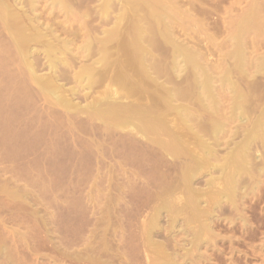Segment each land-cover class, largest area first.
<instances>
[{
    "label": "rangeland",
    "instance_id": "1",
    "mask_svg": "<svg viewBox=\"0 0 264 264\" xmlns=\"http://www.w3.org/2000/svg\"><path fill=\"white\" fill-rule=\"evenodd\" d=\"M0 264H264V0H0Z\"/></svg>",
    "mask_w": 264,
    "mask_h": 264
},
{
    "label": "bare ground",
    "instance_id": "2",
    "mask_svg": "<svg viewBox=\"0 0 264 264\" xmlns=\"http://www.w3.org/2000/svg\"><path fill=\"white\" fill-rule=\"evenodd\" d=\"M57 1H58V0H57ZM59 2H60V1H59ZM61 2H62V1H61ZM108 3H109V2H108ZM27 17H28V16H27ZM29 17H30V16H29ZM29 17H28V18H29ZM101 17H102V16H101ZM28 18H26V19L29 20ZM36 18H38V17H36ZM33 19H35V18H33V17L30 18V21H32ZM18 21H19V20H18ZM36 21L38 22V20H36ZM19 22H20V21H19ZM22 22H23V21H22ZM34 22H35V21H34ZM23 23H24V22H23ZM23 23H22V24H23ZM25 23H27V21H25ZM30 23H32V22H30ZM30 23H29V24H30ZM27 24H28V23H27ZM39 24H40V23H39ZM39 24H38V25H39ZM25 25H26V24H24L23 26H25ZM35 25L37 26V24H35ZM23 26H21V24L19 23V27H23ZM27 26H28V25H26V27H27ZM30 26H32V27H34V28L36 29V27L34 26V23H33V25L31 24ZM42 26H43V25H42ZM26 27H25V28H26ZM25 28H24V30L22 29V31L25 32ZM38 28H39V26H38ZM43 28H45V27L43 26ZM43 28L41 27L40 29L43 30ZM27 29H29V26L27 27ZM30 29L32 30V31H30V32H33V31L35 30V29H32V28H30ZM48 29H49V28H48ZM20 30H21V29H20ZM20 30H18V32H19ZM53 30H54V29H50L49 32H48V31H44V30H43V31H41V30H38V31L35 30V31H34L35 33H34V34L31 33V34H24V35H23V34H19V33L22 32V31H20L19 33L17 32V33L19 34V37H21V36L23 35L24 38H25L29 43H33L34 41H36L35 44H37V46H41V47H42V46H45V48L47 47L48 50H46V54H48L47 56H49L48 59H49V62H50V65H49V66H50V67H49L50 69H52V68L55 66V64H56L59 60H62V59H60V58H62L61 56H60V58H59L58 53L61 54V52H62V55H63L65 49H66V51H67V50H69L68 48H70V47L72 46V45H71V46L69 47V44H70V43H69V44L67 43L68 40L65 41L64 39H62V40H63V42H62V41L59 39V35L56 33V34L58 35V41L62 42L63 45H62L60 42H58V44L60 43L61 46H63L62 48L64 49V50L61 49V48H60V45H59L58 48L61 49V50H63V51L58 50V49H56V50H58L59 52L56 51V50L54 49V47H56L54 43L56 42L55 38L57 39V36H54V34H55L54 32H56V30H55L54 32H53ZM24 32H22V33H24ZM26 33H28L27 30H26ZM49 33H50V35H49ZM108 35H109V36H108ZM111 35H112V34L109 32V33L107 34V37H108L109 39H111V38H112V37L110 38ZM22 38H23V37H21V40H22L23 43H19V42H18V41L20 40V38H18L19 40L16 38V41L18 40V41H17L18 45H22V44H23V45H22V49H25L26 51H24V52H27V49H28V47H29L30 44H27V42H26V44L28 45V46H26L27 49H26V48H23V47H25V46H24V44H25V41H24V40H25V39L23 40ZM54 40H55V42H54ZM107 40H108V39H107ZM86 41H87V40H86ZM20 42H21V41H20ZM15 43H16V42H15ZM56 43H57V42H56ZM102 43H104V42L102 41ZM105 43H106V42H105ZM26 44H25V45H26ZM71 44H72V43H71ZM101 45H102V44H101ZM103 45H105V44H103ZM18 47H19V49L21 48V46H18ZM31 47H32V46H31ZM84 47H85V46H84ZM86 47H87V46H86ZM71 48H72V47H71ZM71 48H70V49H71ZM22 49H20V50H21V51H20L21 53H23V52H22V51H23ZM29 49H30V47H29ZM29 49H28V50H29ZM88 49H89V47H88ZM85 50H86V49H85ZM47 51H48V53H47ZM54 51H56V52H58V53H56V55H55V54H54ZM66 51H65V52H66ZM70 51H71V50H70ZM70 51H69V52H70ZM88 51H89V50H88ZM29 52H30V51H29ZM29 52H27V53H29ZM21 53H19V54H21ZM27 53H24L23 55H28ZM67 53H68V51H67ZM70 53H72V52H70ZM29 54H30V53H29ZM64 54H65V53H64ZM177 54H178V53H177ZM21 55H22V54H21ZM23 55H22V56H23ZM65 57H66V56H65ZM24 58H25V57H24ZM22 59H23V58H22ZM64 60H65V59H64ZM60 62H61V61H60ZM62 63H63V62H62ZM57 65H58V64H57ZM57 65H56V66H57ZM27 66H28V65H27ZM30 66H32V65L30 64ZM102 66H103V65H102ZM28 67H29V66H28ZM54 69H55V67H54ZM53 71H54V70H53ZM31 72H33V71H31ZM33 73H34V72H33ZM33 73H32V74H33ZM51 75H52V74H51ZM48 76H49V75H48ZM87 76H89V75H87ZM87 76H86V84H85L84 86H82V88H84V89H88V90H89V89L92 88V86H93V84H94V83H92V82H93V81H96V80H95V79L93 80L92 78L87 77ZM54 77H55V76H54ZM73 78L76 80V82H77V81H79V82H83V79H85V78H79V77H77V78H76V77H73ZM47 79H48V80H47ZM47 79H45V80H46V82L48 81L50 85L47 83L46 85L49 86V88L46 87V85H45V87L49 89V93L52 94L56 99H57V98L59 99V96H61L60 98H61V99L63 98L64 100L66 99L65 102L68 103V106H71V102L68 101L67 98H66V95H64L65 93L60 92L61 95H58V93H59V91L61 90V88H60V90H59V88H58L59 86H56L53 77H49V78H47ZM45 80H44L43 82H45ZM204 81H205V80H204ZM46 82H45V83H46ZM206 82H207V81H206ZM202 84H203V83H202ZM203 85H204V84H203ZM202 87H203V86H202ZM202 87H201V88H202ZM62 90H64V89H62ZM57 91H58V92H57ZM76 92H77L76 89H73V90L71 91L72 94H75ZM208 96H209V95H208ZM208 96H207V97H208ZM204 99L206 100V97H204ZM204 99L202 98V100H201V99H200V100L203 101ZM208 99H209V97H208ZM64 100H62V102H63ZM99 100H100V99H99ZM101 100H102V99H101ZM236 100H237V99H236ZM57 101H58V100H57ZM59 101H60V100H59ZM210 101H212V100L210 99ZM104 102L107 103V100H104ZM104 102H103V103H104ZM108 102H109V101H108ZM168 102H169V101H168ZM67 103H66V104H67ZM103 103H102V101H98V100H96L95 102L88 103V104H89V105H87L88 107H87V106H85V107H86L87 109H91V110H92L93 108H97V107H98V111H99V105H102ZM109 103H110V102H109ZM113 103H114V102H113ZM113 103L111 102V104H113ZM203 103H204V102H203ZM109 105H110V104H109ZM165 105H166V104H165ZM170 105H171V104H170ZM170 105H169V107H170ZM233 106H234V105H233ZM235 106L237 107V105H235ZM169 107H168V108H169ZM206 108H207V107H206ZM83 109H85V108H83ZM232 109H234V107H232ZM236 109H237V108H236ZM236 109H235V110H236ZM137 110H138V109H137ZM169 110H170V109H169ZM174 110H175V109H174ZM181 110H182V109H181ZM139 111H140V110H139ZM179 111H180V109L177 110V113H178ZM89 112H90L89 114H91L92 111H89ZM101 112H102V111H101ZM143 112H144V111H143ZM182 112H183V111H181V113H182ZM236 112H237V110H236ZM99 113H100V112H99ZM99 113H98V114H99ZM234 113H235V112H234ZM103 114H104V112H103ZM103 114H102V115H103ZM120 114H121V113H120ZM136 114H137V113H136ZM146 114H147V113H146ZM146 114H144V116H146ZM235 114H236V113H235ZM92 115H94V113L91 114V116H92ZM100 115H101V113H100ZM112 115L114 116V114H112ZM115 115H116V113H115ZM124 115H126V114H124ZM124 115H123V116H124ZM127 115H130V114H127ZM139 115H140V114H139ZM141 115H143V114H141ZM141 115L138 116V117H141ZM158 115H159V116L157 117L158 120L156 121L155 119H153V120L155 121V123H154V121H152V123H151L152 118L149 119V122H150L152 125L149 124V122H148L149 125L146 123L147 125H146L144 128H143V127L141 128V129H144V130H142V131L145 132V128L151 125L150 127H152V128L149 127V128H148L149 130H148L147 128H146V129H147L148 131H150V132H153L152 129H153V127L155 126V125L153 126V124H156V126H157V125H160V126H161V124H166V123H162V122H165V121H162V120L160 119V117H162V115H161V116H160V114H158ZM95 116H97V115L95 114ZM98 116H99V115H98ZM123 116H122V118L124 119ZM163 116H164V114H163ZM116 117H117V116H116ZM119 117H120V115H119ZM129 117H130V116H127V118H129ZM131 117H132V116H131ZM138 117H134V118H138ZM125 118H126V117H125ZM134 118L132 117V118H129V119L132 120V119H134ZM141 118H142V117H141ZM143 118H146V117H143ZM163 118H165V117H162V119H163ZM129 119H127V120H129ZM127 120H126V121H127ZM134 120H135V119H134ZM136 120H137V122H138V119H136ZM142 120H144V119H142ZM146 120H147V119H146ZM163 120H164V119H163ZM166 120H167V119H166ZM124 121H125V119H124ZM158 121H161V122H159V123L157 124ZM213 121H214V120H213ZM133 122H134V121H133ZM135 122H136V121H135ZM214 122H215V121H214ZM214 122H213V123H214ZM216 122H217V120H216ZM216 122L213 124L214 126H213L212 130H211L210 128L208 129V130L212 131L213 134H216L218 131H220V130H217V129L220 128V126L218 125L219 128H217L216 125H217L218 123H216ZM140 123H142V122H140ZM140 123H138V124H140ZM221 123H222V122H221ZM129 124H131V126L133 125V127H134V125L137 126L136 124H132V123H130V121H129ZM167 124H168V123H167ZM215 124H216V125H215ZM222 125H223V124H222ZM142 126H143V123H142ZM160 126H159V127H160ZM163 126H164V125H163ZM223 126H224V125H223ZM157 127H158V126H157ZM159 127H158V128H159ZM165 127H166V126H164V128H165ZM210 127H211V126H210ZM134 128H136V127H134ZM160 128H163V127L161 126ZM223 128H224V127H223ZM154 129H155V127H154ZM156 130H157V129H156ZM159 130H160V129H159ZM163 130H164V129H163ZM171 130H172V129H171ZM208 130H207L206 132H208ZM148 131H147V132H148ZM167 131H169V130L167 129ZM210 131H209V132H210ZM216 131H217V132H216ZM223 131H224V130H223ZM157 132H159V131L157 130ZM161 132H162V131H161ZM209 132H208V133H209ZM130 133H132V131H131ZM155 133H156V132H155ZM164 133H166V132H163L162 134H164ZM169 133L171 134V132H169ZM210 133H211V132H210ZM212 133L209 134V135L212 136ZM174 134H175V133H174ZM220 134H221V133H219V135H220ZM166 135H169V134H166ZM157 136H158V135H157ZM169 136H171V135H169ZM169 136H168V137H169ZM220 136H221V135H220ZM160 137H161V133H160ZM171 137H172V136H171ZM174 137H175V136H174ZM245 137H246V136H245ZM161 138H162V137H161ZM163 138H164V136H163ZM175 138H177V137H175ZM217 138H218V137H217ZM173 139H174V138H173ZM173 139H172V140H173ZM161 140H163V139H161ZM164 140H165V139H164ZM174 140H175V139H174ZM213 140H214V139H213ZM218 140H219V138H218ZM178 141H180V140H178ZM158 142L161 143L162 141H159V140H158ZM167 142L170 143V140H169V141L167 140ZM172 142H173V141H172ZM174 143H175V142H174ZM178 143H179V142H178ZM206 143H207V142H206ZM157 144H159V143H157ZM157 144H154V145H157ZM172 144H173V143H172ZM176 144H177V143H176ZM200 144H202V143H200ZM208 144H209V143H207V145L204 144V141H203V144H202V146H203V149H202V150H203V153H202L200 156H199V155L197 156V153H198V152L195 153V155H194L193 152H195V151H193V150L190 151V149H191L190 147L186 148V150H187V151H186V150L182 149V148H183V145H182V144H181L182 146L180 145L182 148H179V149H182V151H183V150L186 151L187 154L190 155V157H189L188 160H190V162H191V160L193 159L192 161H195V163L197 164L196 167H195L196 170H195L194 167H193V169H194L195 171L200 170V169H198V168L204 166V164H205L206 162H208L209 159H212L211 157H214V156L216 157V153L214 152V149H213L214 147L212 146V147H213V148H212V147L209 146ZM164 145H165V143H164ZM184 145H185V144H184ZM210 145H211V144H210ZM214 145H215V144H214ZM217 145H218V144H217ZM159 146H160V144H159ZM165 146H167V144H166ZM168 146L171 147V145H169V144H168ZM173 146L176 147V148H173L174 152L177 151V150H178V147H177L178 144H177V145H173ZM188 146H190V145H188ZM202 146H201V147H202ZM246 146H247V145H246ZM239 147H240V146H239ZM242 147H243V146H242ZM158 148H159V147H158ZM244 149H245V148H244ZM158 150H159V149H158ZM168 150H169V148H168ZM188 150H189V152H188ZM215 150H216V149H215ZM241 150H242V152L244 153L243 149H240V150H239V153H237V154L234 153V154L237 155L239 158H241V159H237V160H238V161H242V164H240V166L242 167L244 156H243V153L241 154ZM169 151H170V150H169ZM182 151L180 150V154H181ZM184 151H183V152H184ZM234 151H235V150H234ZM216 152H217V151H216ZM236 152H238V151H236ZM247 152H248V151H247ZM217 153H218V152H217ZM176 154H177V153H176ZM182 154H183V153H182ZM199 154H200V153H199ZM229 154H232V153H229ZM184 155H186V154H184ZM235 155H234V158L236 159V156H235ZM241 155L243 156V158H242ZM244 155H245V153H244ZM228 156H229V155H228ZM181 157H182V156H181ZM185 157H186V156H185ZM187 157H188V156H187ZM229 157H230V156H229ZM249 157H250V156H249ZM176 158H178V156H177ZM179 158H180V157H179ZM218 158H219V157H218ZM218 158H217V160H218ZM227 158H228V157H227ZM245 158H246V157H245ZM215 159H216V158H215ZM231 159H232V158H231ZM237 160H236V161H237ZM244 160H246V159H244ZM223 161H224V162L221 163L222 165H219V164H218L219 167L216 166V167H217V170L220 169V170L222 171V172H221V175H222L223 171L225 172V170L227 169V168H226V165H227L228 167H229V165H230V164H229L230 159H228V160L224 159ZM226 161H228V162H227L228 164H225ZM232 161H233V160H232ZM232 161L230 162L231 165H232V163H233ZM238 161H237V163H241V162H238ZM190 162H187V164H190ZM209 162H210V160H209ZM221 162H222V161H221ZM185 163H186V162H185ZM234 163H236V162H234ZM244 163H246V161H244ZM191 165H192V163H191ZM193 165H194V163H193ZM231 165H230V167H231L232 169H231V170L228 169V170H229V172H228V177H226V179L223 177V178L225 179V182H226V183H230V180L232 181V179H233L232 174L235 176V174H237V173H235V172L240 171V170H237V171L234 172V170H233V169H238V168H235V167H238V166H237L238 164H236L235 167H233V166H231ZM233 165H234V164H233ZM244 165H245V164H244ZM194 166H195V165H194ZM187 167H188V166H187ZM216 167H213L214 170H215ZM230 167H229V168H230ZM202 168H203V167H202ZM239 168H240V167H239ZM190 169H191V168H190ZM186 170H187V169H186ZM194 170H191V172L187 173L186 176H187L188 174L192 173V171H194ZM220 170H219V171H220ZM228 170H226V174H227V171H228ZM232 170H233V171H232ZM231 171H232V173H231ZM242 171H243V170H242ZM240 172H241V171H240ZM184 173H185V172H184ZM196 173H197V172H196ZM196 173H195V172L192 173V174H194V175H192V179H191L190 175H188L187 177H190V180L193 181V176H196V175L199 176V175H200L199 172H198L199 174H198V173L196 174ZM238 174H239V173H238ZM224 176H226V175H224ZM237 176H238V175H237ZM183 177H184V176H183ZM183 177H182V178H183ZM187 177H186V178H187ZM196 177H197V176H196ZM220 178H221V177H220ZM223 178H222L221 180H223ZM194 179H195V178H194ZM234 180H235V179H234ZM186 181L192 183L191 181H188V179H187ZM195 181H196V180H195ZM187 182H186V183H187ZM178 183H179V181H178ZM184 183H185V181H184ZM226 183H225V184H226ZM225 184H224V185H225ZM177 185H178V184H177ZM183 186H184V185H182V187H183ZM229 186H231V185H229ZM176 187H177V186H176ZM225 187H226V186H225ZM180 188H181V186H180ZM182 189H183V188H182ZM192 189H194V188H192ZM225 189H229V188H225ZM229 190H230V189H229ZM186 191H187V190H186ZM195 192H196V191H194V193H195ZM200 192H201V191H200ZM191 193H192V192H191ZM202 193H203V192H202ZM198 194H199V193H198ZM220 194H221V193H220ZM199 195H200V194H199ZM199 195H198V196H199ZM223 195H224V194H223ZM223 195H222V196H223ZM192 196L194 197V200H193V201L197 204V203H198L197 201H199V199H197V198H199L201 195H200L199 197L197 196V198L195 197L196 195H192ZM193 197H192V198H193ZM226 197H227V196H226ZM190 198H191V196H190ZM192 198H191V201H190L191 204H192ZM196 199H197V201H196ZM195 203H193V204H195ZM170 204H172V203H170ZM198 204H199V203H198ZM198 204H197V205H198ZM197 205H196V206H197ZM194 206H195V205H194ZM197 207H198V206H197ZM197 207H195V208H197ZM199 207H200V206H199ZM199 207H198V208H199ZM192 208H193V207H192ZM197 210H198V209H197ZM200 211H201V210H200ZM194 212H196V211H194ZM197 212H198V211H197ZM208 212H209V211H208ZM198 213H199V212H198ZM206 213H207V212H206ZM209 213H210V212H209ZM195 214H196V213H195ZM201 214H202V213H201ZM199 215H200V214H199ZM204 215H205V214H204ZM198 217H200V216H198ZM198 240H199V239H198ZM199 243H201V242H199ZM196 245H197V244H196ZM195 247H196V246H195Z\"/></svg>",
    "mask_w": 264,
    "mask_h": 264
}]
</instances>
